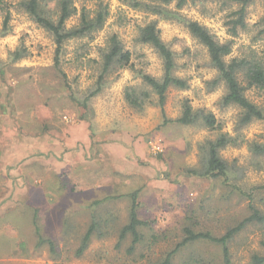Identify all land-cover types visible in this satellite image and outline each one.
Instances as JSON below:
<instances>
[{
    "label": "rangeland",
    "instance_id": "obj_1",
    "mask_svg": "<svg viewBox=\"0 0 264 264\" xmlns=\"http://www.w3.org/2000/svg\"><path fill=\"white\" fill-rule=\"evenodd\" d=\"M22 1L0 0V158L6 151L3 142L13 133L17 139L27 136L39 142L44 135L61 136L70 126H80L92 148L79 143L86 162L63 175L46 173L48 168L39 162L50 155L35 153L36 179L28 183L30 208L8 210L0 218V264H161L183 241L186 227L220 237L251 215V204L264 216V154L252 150L264 144V120L241 125V108L223 105L226 86L214 82L218 72L207 49L186 27V21H197L220 42L231 41L227 60H264V0L250 3L247 27L239 28L236 36L231 34L240 6L235 0L189 2L182 9L173 3L168 8L178 16L171 17L151 11L161 0H75L78 12L68 21L69 28L80 23L85 6L92 14L107 6L109 16L102 30L67 41L58 64L53 34L21 8ZM149 23L157 24L175 54V75L187 82L185 89L168 90L164 113L143 78L161 80L164 75L159 53L139 39ZM112 36L131 60L127 67L116 64L99 83ZM129 90L140 96L142 107L128 103ZM245 93L264 110V90ZM186 103L214 114L216 129L201 121L177 123ZM222 134L231 139L219 153L228 163V183L192 173L204 168L206 142ZM19 179L13 183L24 188L26 182ZM134 192L139 218L148 225L140 228L142 241L130 254L132 238L120 245L119 238L129 222ZM94 222L101 224V231L79 254ZM8 226L23 234L10 235L14 231ZM229 250L231 264H251L254 255L264 256V221L248 223L230 241ZM199 262L224 264L221 247L197 241L180 247L172 260Z\"/></svg>",
    "mask_w": 264,
    "mask_h": 264
},
{
    "label": "trees",
    "instance_id": "obj_2",
    "mask_svg": "<svg viewBox=\"0 0 264 264\" xmlns=\"http://www.w3.org/2000/svg\"><path fill=\"white\" fill-rule=\"evenodd\" d=\"M158 5H152L151 11L156 15H166L171 17L176 13L168 8L173 3H176L177 9H182L189 2L196 3L202 0H161ZM219 1V0H214ZM253 0H235L238 3L239 9L236 12L237 18L232 20L231 34L237 35L239 28L245 29L247 8ZM75 0H23L20 3L21 8L28 13L33 20L53 34L56 43V63L63 49L64 44L72 39L81 38L91 35L103 29L109 16L107 6L100 5L92 14L91 10L85 6L81 11L80 23L77 26L69 28L68 21L77 14L78 8L75 5ZM8 18L5 20L7 24ZM261 25L264 28V16L261 19ZM186 27L189 32L195 37L208 51L210 62L217 70L218 77L214 81L223 82L226 86L227 93L222 99L225 106L236 105L241 108L242 115L240 118L241 125H247L254 120H264V110L253 103L247 96L246 90L250 88H258L264 90V60L262 59H238L233 58L227 60L232 53V42H220L219 39L210 32L208 28L201 25L197 21H186ZM140 41L144 44L151 45L161 56L164 65V75L161 80H158L150 75L143 76L145 83L152 88L158 96V104L164 113V106L167 99V92L171 87L181 89L187 88V82L175 75L176 61L174 52L162 40L160 30L156 23H149L141 29ZM131 60V54L125 51L117 36H112L108 50L103 54V69L100 76L101 83L103 77L116 64L122 67H127ZM245 84V85H244ZM149 94L142 93L144 99ZM140 96L135 91L129 90L125 93V98L133 107L140 108ZM197 121H201L204 125L211 129H216L217 120L214 114L207 113L204 110H194L190 104H185V109L182 115L176 120L182 125H192ZM165 120L164 124L169 123ZM231 143V139L227 134L220 135L216 140H208L203 146L204 168L202 171L192 170L195 175L201 177L222 179L225 183L229 181L228 163L220 156V150ZM252 150L257 154H264V144H255ZM251 198L250 195H247ZM132 205L130 208L129 222L122 228L120 232L119 245L128 237L132 238V245L129 253L132 254L136 245L142 241L140 228L147 226V222L141 220L138 215V198L137 193L130 194ZM251 215L244 219L236 227L230 229L225 235L217 237L210 232L195 231L190 227L184 229V238L179 243L175 250L171 251L161 264H172V260L180 247L187 244H193L197 241H205L221 247L224 264H231L229 243L234 236L242 231L248 223L263 222L264 216L253 205H250ZM101 224L94 222L91 224L82 239V246L78 253L82 254L92 242L97 232H100ZM36 231L39 232L38 226ZM102 237V236H99ZM42 243V240H40ZM52 243V242H50ZM197 261L199 260L196 257ZM251 264H264V256L254 255L251 259ZM205 262H199L198 264Z\"/></svg>",
    "mask_w": 264,
    "mask_h": 264
},
{
    "label": "crops",
    "instance_id": "obj_3",
    "mask_svg": "<svg viewBox=\"0 0 264 264\" xmlns=\"http://www.w3.org/2000/svg\"><path fill=\"white\" fill-rule=\"evenodd\" d=\"M77 127L70 126L69 131L67 129L58 137L44 135L39 142H35V138L27 136H18L17 139L15 133L11 135L9 140L3 142L6 151L0 158L1 219H4L2 216H7L8 210H27L30 208L33 196L31 193L32 187L28 183L30 180L36 179L32 169L38 163L36 158L33 157L37 151L40 152L41 150L40 153L50 155V159L39 162L41 166L48 168L46 173L53 170L57 175L69 174L76 169L79 170L85 164L86 161H84V157L77 146H80L79 143L83 142L90 149L92 145L89 136L85 132L79 131L80 126ZM15 177L26 182L24 188H17V185L13 183ZM10 229L14 231L10 235L18 237L23 234V231L16 227H10Z\"/></svg>",
    "mask_w": 264,
    "mask_h": 264
}]
</instances>
